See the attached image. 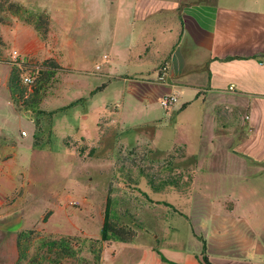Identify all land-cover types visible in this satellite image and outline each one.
<instances>
[{"label": "crops", "instance_id": "obj_1", "mask_svg": "<svg viewBox=\"0 0 264 264\" xmlns=\"http://www.w3.org/2000/svg\"><path fill=\"white\" fill-rule=\"evenodd\" d=\"M9 2L44 13L47 36L62 48L71 45L63 39L72 24L86 25L92 52L99 49L104 60L103 89L121 83L120 107L127 95L157 105L161 125L193 126L192 183L208 207L191 226L203 233L209 264H264V0ZM137 77L150 81L140 85ZM163 96L174 104L159 106ZM192 110L193 117H180ZM0 140L9 144L0 145V264H13L16 237L28 230L14 206L29 195L10 199L21 186L20 169H12L16 143L2 121ZM219 152L229 159H214ZM170 209L147 207L153 225L140 218L132 240L102 245L97 264H202L188 214Z\"/></svg>", "mask_w": 264, "mask_h": 264}, {"label": "rangeland", "instance_id": "obj_2", "mask_svg": "<svg viewBox=\"0 0 264 264\" xmlns=\"http://www.w3.org/2000/svg\"><path fill=\"white\" fill-rule=\"evenodd\" d=\"M0 15V121L16 143L12 169H20L21 183L10 199L25 198L26 191L29 195L26 204L14 206L22 208V226L28 230L22 232L13 264H97L102 245L109 243L98 240L107 192L112 225L135 232L142 218L152 226L146 208L170 209L164 202L197 225L208 204L192 181L178 179L177 187L153 193L143 177L159 184L181 172L193 176L198 146L193 126L177 127L174 121L161 125L157 105L137 104L127 95L120 107L119 82L89 96L101 85L104 60L99 49L92 52L86 25L72 24L70 36L63 39L71 45L62 48L47 36L44 13L0 0ZM13 50L19 58H11ZM12 66L19 67L22 91L16 99L4 88ZM25 74L31 78L28 84L21 80ZM135 80L140 85L150 81ZM185 113L180 117L194 116V110ZM6 143L0 140V145ZM170 155L175 157L171 167L165 163ZM215 156L217 161L229 159L223 152ZM192 230L204 242L203 233L197 227ZM52 240L64 250L50 247Z\"/></svg>", "mask_w": 264, "mask_h": 264}, {"label": "trees", "instance_id": "obj_3", "mask_svg": "<svg viewBox=\"0 0 264 264\" xmlns=\"http://www.w3.org/2000/svg\"><path fill=\"white\" fill-rule=\"evenodd\" d=\"M44 16L47 19V16L45 14H44ZM37 18H38V16H37ZM46 31L47 30L44 27L42 30V34L45 35ZM18 68L19 67H13V66L10 67L9 72H8V76H7V80H6V88L8 90L10 97H12V99H14V98L16 99V97H17L16 94L19 93V95H21V93H22V91L20 90L19 85H18V77H19V74H17V71H19ZM103 88H104V84H101L98 87L91 90L88 93V95L92 96L94 93L101 91ZM71 104H73V103H70V105ZM185 106H186V104L181 105L180 109L184 108ZM49 114L50 113H48V115ZM173 159H175V157L170 155V156H168L167 160H165V163H168L169 167H171L172 166L171 161ZM143 177L146 179V182L149 185V187L153 193L159 192L165 186H174V187L176 186L177 187V184H178L177 180L178 179L185 178L186 182L192 181L191 173H183V172L178 173V175L176 177H166L164 179H161L159 181V184H154V182L152 180H150L149 177H147V176L143 175ZM109 206H110V197H109V193L107 192L105 199H104V205H103L102 217H101L100 235H99L98 240L100 242H106L108 240L110 241L111 238L113 239V241H119V242H128V241L132 240L133 237L135 236V232H132L131 230L127 229L125 226H115V225L111 224L110 218H109ZM164 206L171 208V205H169L167 203H164ZM45 216L41 219V222H44ZM184 218L187 220V218L185 216H184ZM189 225H190V227H192L191 224H189ZM192 234H193V230H192ZM22 236H23V233H19L16 237V252L18 251L19 240L21 239ZM48 245L50 247H53V249H55V250H62L63 251L65 248L63 245L59 244L58 241H53V240L49 241ZM205 253H206L205 243L203 241H201L200 262L202 264H209ZM161 259H162V261L167 262L164 258L161 257Z\"/></svg>", "mask_w": 264, "mask_h": 264}, {"label": "built area", "instance_id": "obj_4", "mask_svg": "<svg viewBox=\"0 0 264 264\" xmlns=\"http://www.w3.org/2000/svg\"><path fill=\"white\" fill-rule=\"evenodd\" d=\"M11 58L16 59L19 58V53L16 50L11 51ZM98 68V66L96 67ZM23 84H28L31 82V78L29 75H23V77L21 78ZM175 102L174 97L172 96H163L159 99V105L161 107H169L171 106L173 103ZM25 132L21 131L20 132V136H24Z\"/></svg>", "mask_w": 264, "mask_h": 264}]
</instances>
